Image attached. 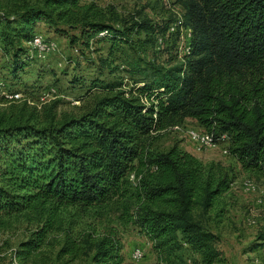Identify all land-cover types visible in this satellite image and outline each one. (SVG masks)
Returning <instances> with one entry per match:
<instances>
[{
  "label": "trees",
  "instance_id": "1",
  "mask_svg": "<svg viewBox=\"0 0 264 264\" xmlns=\"http://www.w3.org/2000/svg\"><path fill=\"white\" fill-rule=\"evenodd\" d=\"M31 1L0 2V44L13 53L15 77L27 65L22 44L40 22L77 28L80 39L72 42L86 48L108 30L113 41L144 55L145 43L153 47L173 23L131 18L117 30L97 23L80 0ZM176 1L191 53L132 64L128 72L142 87L96 84L99 93L80 115H58L55 107L43 116L0 112V228L21 216L42 217L15 253L22 264H50L56 234L65 235L58 262L126 264L114 232L62 230L56 212L101 207L126 195L131 172L139 175L135 224L161 262L184 246L207 264L220 258V240L205 217L230 190L228 177L219 165L205 166L177 147L158 152L154 143L160 132L192 119L215 140L226 135L230 156L264 179V0ZM141 33L144 42L134 41Z\"/></svg>",
  "mask_w": 264,
  "mask_h": 264
},
{
  "label": "rangeland",
  "instance_id": "2",
  "mask_svg": "<svg viewBox=\"0 0 264 264\" xmlns=\"http://www.w3.org/2000/svg\"><path fill=\"white\" fill-rule=\"evenodd\" d=\"M35 2L31 1L32 4ZM80 4L92 10L97 23L117 30L122 28L123 21L131 18L150 20L153 26H165L170 20L173 23L165 36L157 37L153 47L145 43L148 51L144 55L133 44L113 41L108 30L99 33L86 48L80 42H72L73 38L80 39L77 28L70 30L40 22L32 40L22 44L27 50L24 60L27 65L17 77L12 73L13 53L0 44V112H35L43 116L55 107L58 115H80L87 111L99 93L94 88L96 84L123 83L124 90L130 91L142 87L135 84L138 79L128 72L132 64L141 60L163 64L171 56L178 55L181 60L186 55L191 34L189 30L179 29L184 12L176 0H80ZM35 38L41 39L49 50L36 47ZM145 39L144 33L134 37V41L144 42ZM166 50L169 54L164 52ZM180 127L181 131L160 132L154 149L167 153L177 147L205 166L219 165L230 181V190L205 217L207 230L220 240L217 250L221 256L213 264H264V179L242 169L228 152V140L219 142L216 148L199 151L189 133H202L204 129L192 119H186ZM138 177L136 172H131L127 179L128 193L104 206L62 208L56 212L57 224L62 230L71 227L76 232L93 229L100 234L114 232L121 239V256L126 264H207L187 246L168 262L159 260L153 245L141 233L133 217L137 209ZM199 214L197 212L196 216ZM33 216L9 220L8 227L0 228V264H22L15 253L42 220L41 216ZM55 236L57 239L50 247V264H63L56 261V256L65 235ZM136 251L142 252L141 259L133 257Z\"/></svg>",
  "mask_w": 264,
  "mask_h": 264
},
{
  "label": "built area",
  "instance_id": "3",
  "mask_svg": "<svg viewBox=\"0 0 264 264\" xmlns=\"http://www.w3.org/2000/svg\"><path fill=\"white\" fill-rule=\"evenodd\" d=\"M172 30L175 31V29L172 27ZM34 45L36 47H39L40 49H48L49 50V46L48 45H44L43 42L41 41V39L39 38H35L34 39ZM191 53V47H190V42L188 45V48L186 49V55H190ZM173 131H181V127L177 126L172 128ZM189 137L190 139L198 146V150L202 151L203 149H212V148H216L219 145V142L224 141L226 142L228 140L226 135H223L221 137H219L218 139L215 140L214 136L207 133V132H197V131H191L189 133ZM135 259H141L142 258V252L140 251H136L134 256Z\"/></svg>",
  "mask_w": 264,
  "mask_h": 264
}]
</instances>
